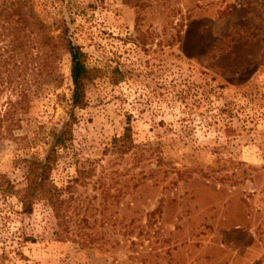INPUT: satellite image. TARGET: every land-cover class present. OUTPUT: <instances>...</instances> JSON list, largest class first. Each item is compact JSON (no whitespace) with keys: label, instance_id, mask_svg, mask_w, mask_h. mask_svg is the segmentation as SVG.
I'll return each instance as SVG.
<instances>
[{"label":"rangeland","instance_id":"374dc122","mask_svg":"<svg viewBox=\"0 0 264 264\" xmlns=\"http://www.w3.org/2000/svg\"><path fill=\"white\" fill-rule=\"evenodd\" d=\"M64 40L95 77L50 175L62 211L0 199L3 263L264 264V0H0L17 187L68 118Z\"/></svg>","mask_w":264,"mask_h":264},{"label":"trees","instance_id":"16d2710c","mask_svg":"<svg viewBox=\"0 0 264 264\" xmlns=\"http://www.w3.org/2000/svg\"><path fill=\"white\" fill-rule=\"evenodd\" d=\"M51 39V37H46L47 41ZM61 46L70 58L72 89L67 110L68 118L60 131L52 135V143L49 145L45 157L37 159L32 155L28 159L26 174L20 187L0 176V199L6 201L10 197L17 198L22 214H30L34 204L38 201L44 202L59 212V215L61 214L64 201L60 199V191L50 180V175L61 157L60 151L65 149L72 139V128L77 121L76 110H83L86 107L87 84L95 77L94 70L87 66L86 55L79 46L73 45L69 40L62 41ZM21 94L17 103L13 104L9 101L8 109L5 108L4 111L0 109V125L12 114L11 108L27 97L26 94ZM131 142V126L127 122L122 136L113 139L112 147L123 153L129 148ZM5 254V248H2L0 264H4Z\"/></svg>","mask_w":264,"mask_h":264}]
</instances>
